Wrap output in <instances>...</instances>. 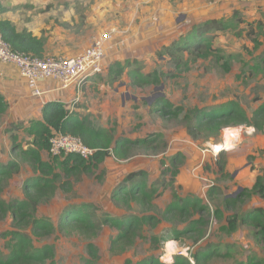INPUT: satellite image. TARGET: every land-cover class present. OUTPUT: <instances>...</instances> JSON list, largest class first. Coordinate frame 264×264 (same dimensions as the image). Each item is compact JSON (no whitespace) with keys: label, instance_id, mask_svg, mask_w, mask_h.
<instances>
[{"label":"rangeland","instance_id":"obj_1","mask_svg":"<svg viewBox=\"0 0 264 264\" xmlns=\"http://www.w3.org/2000/svg\"><path fill=\"white\" fill-rule=\"evenodd\" d=\"M46 1L25 2L29 7L43 4L45 7L38 8L37 12L46 16L53 29L69 28L68 32L83 34L85 39L89 35L98 38L105 32L115 30L117 33L112 43L119 42L122 48L130 45L131 49L138 48L142 42L147 45L151 40L152 44L158 45L148 63L141 60L139 64L144 72H160L161 83L141 88L130 86L129 78H126L125 86L116 85L115 88L126 90L125 102L132 101L133 106L125 111L122 124L115 118H111L109 124L116 128L120 125L122 133L119 137L129 139H138L130 136L143 130L146 134L140 138L146 140L153 138L154 132H160L167 145L162 149L129 147L126 156L121 157L109 150L103 159L87 161H91L90 168H72L70 172L54 161L49 150H43L42 158L49 162V167L43 172L34 169L21 154L23 149L33 147L32 141L16 135L12 142H17L18 146L12 151V160L19 167L10 176L0 179V199L7 203L23 199L33 201L34 216L47 217L55 223L56 231L53 234L41 238L32 235L34 245L53 244L55 264H83L88 256L89 242L98 247L99 264H126L128 260L130 264H136L152 256L170 263L178 254L194 263L192 256L195 253L211 248L225 255H217L202 264H245L253 260H261V264H264V247L255 237L252 225L239 222L234 230L223 229L230 218L241 217L256 207L264 208V196L252 189L258 177L264 182V131L259 132L248 126L226 127L217 131L206 129L195 139L187 133L184 120V114L190 109L215 108L231 100L239 102L252 115L264 102V77L252 69L264 56V0H57L60 8H55L51 1L45 4ZM66 11L69 13L66 14ZM32 15H36V12ZM189 16L194 23L209 18L234 19L236 27L219 33L213 43L221 56L236 55L231 63V71L227 72L222 61L213 57L178 68L171 60L157 57L158 50L170 44L169 40H166L168 44L162 42L171 33L172 24L176 25L177 20H185ZM66 20H71L72 25L66 27ZM143 34L147 36L145 41ZM161 85L163 89H157ZM163 96L173 106L184 107V111L179 115L156 112L157 100ZM172 109L166 107L168 111ZM93 119L99 126L97 118L94 116ZM4 130V127L0 128V134ZM20 136L25 135L20 133ZM220 144L224 148L216 150L214 146ZM184 152L197 155L196 161L189 163L190 159ZM221 153H225L227 161L224 172L218 166ZM174 156L178 159L177 165L173 162ZM147 161L148 169L140 170L145 172L149 187L154 182L163 181V178L167 182L174 180L173 183H169L165 190L159 185L162 193L149 203L143 204L139 197L130 195L113 196L115 185L123 182L129 172H137ZM200 163L201 167L197 168ZM155 164L159 165V174ZM175 167L198 180L199 191L184 193L170 171ZM130 168L134 170L130 171ZM167 169L164 176L162 172ZM114 173L119 175L112 178ZM45 178L55 183L54 191L46 196H40L35 190L25 192L27 182H43ZM175 193L188 197L189 204L196 203L195 207L190 205L189 212L183 218L165 213ZM227 199L237 201L229 206L225 204ZM83 205L90 206L88 210L91 216L100 223L105 218H141L150 215L155 219L144 221L131 242L113 245L120 230L111 223L102 224L98 232L92 235L61 228L64 212ZM200 207L207 209L202 212ZM201 217L207 225L200 231L176 235L177 231L186 228L191 219ZM17 225L11 212L0 214L1 256L10 252L14 229L31 231L25 221ZM153 236H157L159 241L153 243ZM163 236L171 239L164 241ZM169 242H173L176 248L170 251Z\"/></svg>","mask_w":264,"mask_h":264},{"label":"trees","instance_id":"obj_2","mask_svg":"<svg viewBox=\"0 0 264 264\" xmlns=\"http://www.w3.org/2000/svg\"><path fill=\"white\" fill-rule=\"evenodd\" d=\"M233 21V18L228 20L217 18L202 20L195 24L188 32L181 34L177 39L170 42V44L164 45L162 49L158 50L157 57L171 60L177 68L182 65L188 67L189 63L196 62L202 58L213 57L217 58L218 61H222L223 67L229 72L231 71V63L236 58V55L229 54L227 57L221 56L218 53V48L214 47L213 43L219 33L233 30L236 27ZM0 33L12 45L14 50L32 53L40 57L44 56V39L38 37L28 29L20 30L11 20L0 19ZM139 62L137 59H127L124 63L119 61L113 63L109 68V81L111 83L119 82L127 70L126 74L132 86L142 88L161 83L160 72H143ZM252 69L264 77V56L258 63L252 66ZM157 102L163 106L160 107L157 104V108L155 107L156 109L154 110L160 112L162 115H167V113L179 115L184 111V107L173 106L164 96L159 98ZM166 107L173 109L172 111H168ZM6 109L7 102L5 97L0 93V114L4 113ZM184 120L187 133L195 139L206 129L217 131L226 127L248 126L253 127L256 131L263 132L264 102L254 110L252 115L239 102L231 100L215 108L190 109L184 114ZM25 131L33 137V147L23 149L21 154L30 162L34 169L42 170L43 172L49 167V162L42 158L41 153L43 150H49L50 138L59 132L76 135L86 145L98 149L93 159L99 160L108 155L109 150H113L116 155L121 157L126 156L129 147L149 146L154 149H162V147L167 145L164 135L160 132H154L153 138L150 140L143 138L129 139L127 137L116 138L114 127H100L89 115H81L77 111H72L69 107L56 101L48 102L43 109V118L31 121L30 125L25 128ZM11 138L15 139L16 135L12 134ZM17 146V142H13V151L16 150L15 147ZM224 154L221 153L218 160V166L221 172L225 171L227 163ZM53 159L68 172L72 168L88 169L91 163V161L87 163V160L76 154H69L63 157L53 156ZM177 160L174 156L173 162L176 165ZM72 163H76V165ZM18 167L19 164L14 160H11L7 164L0 162V179L13 174V171L18 170ZM168 170H163L162 174L166 176ZM170 171L176 178L179 168L175 167ZM260 179V177L257 178V182L254 183L252 189L264 196V182H261ZM173 181L167 182L163 178V181L159 183L154 182L149 187L144 171L129 172L125 175L123 182L115 185L116 188L113 191V196L119 197L122 195L124 197L130 195L139 197L140 202L143 204L149 203L152 198L162 193L159 185H162V189L165 190L168 188L169 183L172 184ZM54 188L55 183L45 178L43 182H27L25 192L29 193V191L35 190L40 196H46L50 191H54ZM189 201L190 199L188 197H181L175 193L172 202L166 207V215L173 214L178 218L185 217L187 211L189 212L190 205L192 204V207L196 206L195 202L189 204ZM236 201V199H227L225 204L231 206ZM34 203L33 201L30 202L24 199L7 203L0 199V214L11 212L15 223L20 225L25 221V225L31 227L30 232L18 228L13 230L11 233L10 252L6 256L0 255V264H55V246L53 244H45L41 247L34 245L32 235L41 238L49 236L56 231L55 223L52 220L47 217L37 218L34 216L32 212ZM89 207V205H83L79 208L67 209L62 216L61 228L70 231L77 230L92 235L98 232L102 224L111 223L120 230L117 237L113 240V245H118L121 242H131L144 221H152L155 219L154 216L150 215L141 218H105L100 223L93 219L88 210ZM200 208L202 212L207 209ZM239 222L252 225L254 227L255 237L264 247V208L257 207L244 213L241 217L235 216L230 218L227 226H224L223 229L234 230ZM206 225L207 222L203 217L193 218L188 222L186 228L183 231H177L176 235L198 232ZM158 239L157 236H153V243L159 241ZM163 239L164 241H168L171 237L163 236ZM177 239H179L178 236ZM98 252V247L93 242H89L87 244L88 256L85 258L83 264H99ZM217 255L224 256L225 254H220L211 248L204 252L195 253L192 256L194 263L187 257L178 254L174 256L173 261L170 263L161 261L156 256H152L139 260L136 264H202L203 261H209ZM130 263L131 261L129 260L126 262V264ZM245 264H261V260L248 261Z\"/></svg>","mask_w":264,"mask_h":264},{"label":"crops","instance_id":"obj_3","mask_svg":"<svg viewBox=\"0 0 264 264\" xmlns=\"http://www.w3.org/2000/svg\"><path fill=\"white\" fill-rule=\"evenodd\" d=\"M25 1L26 0H0V19L11 20L20 30L28 29L38 37H42L44 39V56L79 54L90 46L95 37H97L95 35H89L85 39L83 34L68 32L67 29L69 28L59 29L55 27L53 29V26L48 24L46 16H42V13L37 12L38 8H43L45 6L38 3L33 7H29ZM47 1L53 2L55 8L59 7L57 6V0ZM47 1L45 4H47ZM33 12H36V15H32ZM68 13L69 12L66 11V14ZM194 22V19L190 16L185 20H177V24H172L171 33L164 37L165 40H163L162 43L168 44L166 40H169L170 43L173 39L185 33V31H189L197 24ZM64 23L66 27H69L73 22L71 20H66ZM145 35L146 34H143V41L147 40V36ZM142 39L143 38H141V40ZM151 42L152 40L150 44L147 45H144L145 43L142 42L143 44H141V47H135L133 49H131V45L127 48H122L119 42H115V44L112 43L106 51L104 59L105 72L103 74H98L83 82L74 83L67 88L62 87L61 83L56 79L49 78L41 80L39 82V86L43 91L41 95L33 93L27 80L14 65H2L0 68V93L5 97L7 109L4 113L0 114V128H5L3 134H0V162L7 164L13 159L12 134L19 135V137H26L27 140L33 142V137L25 131V128L30 125L31 121L42 119L44 106L52 101L64 104L72 111H77L81 115H89L92 119L95 116L97 122H99V126L114 127L115 137L118 138L122 133L121 127L119 125L116 128L115 125H110V120L111 118H115L119 124H122L123 115L126 110L132 108L133 102H125L124 93L126 90L120 89L121 85L125 86V79L128 78L126 74L127 70L124 72L119 82L111 83L109 81V68L113 63L117 61L124 63L127 59H137L148 63V60L150 57L152 58V55L158 48L157 44H152ZM128 81L131 86L130 79ZM118 84L120 87L115 88ZM144 132L146 131L143 130L130 137H143L146 134ZM20 133L25 136H20ZM2 149H4V152H1ZM184 154L188 155L190 159L189 163L191 160L193 162L196 161L195 158L197 155H189L186 152H184ZM148 164L149 161L145 162L144 166L139 167L138 170H147ZM201 165L202 163H200L197 168H200ZM154 167L159 174V165L155 164ZM133 170L134 169L130 168V171ZM117 171L118 170H116V172ZM117 175L119 174L114 173L112 178L117 177ZM122 177L120 176V178ZM175 179L176 184L182 187L184 193L199 191L197 187L200 186V182L186 172H179ZM109 180L111 182V179Z\"/></svg>","mask_w":264,"mask_h":264},{"label":"built area","instance_id":"obj_4","mask_svg":"<svg viewBox=\"0 0 264 264\" xmlns=\"http://www.w3.org/2000/svg\"><path fill=\"white\" fill-rule=\"evenodd\" d=\"M116 33L115 30L103 33L83 52L76 55L43 57L14 50L0 33V68L4 64L14 65L36 95L43 93L39 82L44 79H56L62 87L67 88L105 72L106 51ZM97 151L98 149L86 145L80 137L71 133L59 132L50 138L49 152L55 157L76 154L89 161L94 158Z\"/></svg>","mask_w":264,"mask_h":264},{"label":"bare ground","instance_id":"obj_5","mask_svg":"<svg viewBox=\"0 0 264 264\" xmlns=\"http://www.w3.org/2000/svg\"><path fill=\"white\" fill-rule=\"evenodd\" d=\"M229 139H231V138H229ZM229 142V141H228ZM230 144V143H229ZM215 147V149L216 150H222L224 147H222V145L220 144V145H216V146H214ZM176 247H174V243L173 242H169L168 243V249L171 251V250H173V249H175ZM179 249V248H178ZM170 253V252H169ZM179 253V252H178ZM187 255V254H186Z\"/></svg>","mask_w":264,"mask_h":264},{"label":"water","instance_id":"obj_6","mask_svg":"<svg viewBox=\"0 0 264 264\" xmlns=\"http://www.w3.org/2000/svg\"><path fill=\"white\" fill-rule=\"evenodd\" d=\"M157 89L162 90L163 86L161 85V86L157 87Z\"/></svg>","mask_w":264,"mask_h":264}]
</instances>
